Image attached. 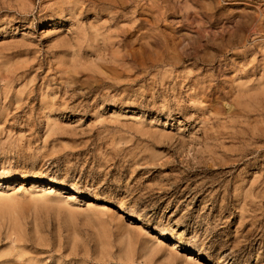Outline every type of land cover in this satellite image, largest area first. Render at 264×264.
Returning <instances> with one entry per match:
<instances>
[{"label": "rangeland", "instance_id": "obj_1", "mask_svg": "<svg viewBox=\"0 0 264 264\" xmlns=\"http://www.w3.org/2000/svg\"><path fill=\"white\" fill-rule=\"evenodd\" d=\"M179 1L0 0V264H264V0Z\"/></svg>", "mask_w": 264, "mask_h": 264}, {"label": "bare ground", "instance_id": "obj_2", "mask_svg": "<svg viewBox=\"0 0 264 264\" xmlns=\"http://www.w3.org/2000/svg\"><path fill=\"white\" fill-rule=\"evenodd\" d=\"M179 8H180V1L179 0H175L174 6H173V15L174 16H178ZM70 10L73 11L74 7L70 8L69 11ZM186 17H187V13H186ZM175 57H176L177 60L179 59L178 52H176V56ZM250 63H251V60L250 61H246V62L243 63V67H240L237 64H235V62H232V64H231L232 66L231 67H232V70H234L235 72H238L237 77H247L248 78V77H250L252 75L251 73H253L255 71V69H256V66L255 65H250ZM252 81L253 80L248 81V83L246 82L247 84L244 85L243 87H241V85L244 84V83L238 85V88L240 89L239 92H238L239 95L244 94L243 92H245V91H246V93H248V92L252 91L253 88L261 86L260 83H258L259 81L257 83H254V84H253Z\"/></svg>", "mask_w": 264, "mask_h": 264}]
</instances>
